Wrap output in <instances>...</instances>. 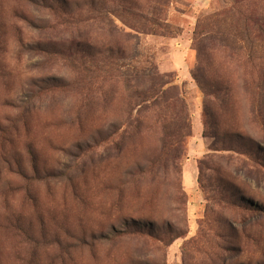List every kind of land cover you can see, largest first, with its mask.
I'll return each mask as SVG.
<instances>
[{"label": "rangeland", "instance_id": "obj_1", "mask_svg": "<svg viewBox=\"0 0 264 264\" xmlns=\"http://www.w3.org/2000/svg\"><path fill=\"white\" fill-rule=\"evenodd\" d=\"M0 264H264V0H0Z\"/></svg>", "mask_w": 264, "mask_h": 264}, {"label": "trees", "instance_id": "obj_2", "mask_svg": "<svg viewBox=\"0 0 264 264\" xmlns=\"http://www.w3.org/2000/svg\"><path fill=\"white\" fill-rule=\"evenodd\" d=\"M58 1H60V0H58ZM61 6L63 7L62 4H61ZM149 94L148 95L150 98H153L154 94L155 95L158 94L157 96L159 97L160 100L159 101L156 100V103L163 105L167 110L171 109V110L176 111L177 114L180 113L182 115L183 104L180 100H178L177 95H174L172 93L169 94L168 92L162 93L161 91L159 92L156 88H152L150 90ZM153 102L155 103V100H153ZM183 123L185 124V120ZM182 126H183V124L181 126L177 127V129L180 130L182 128ZM178 136H179V134H178ZM254 168H256V166H254ZM258 171H260V170H258Z\"/></svg>", "mask_w": 264, "mask_h": 264}]
</instances>
